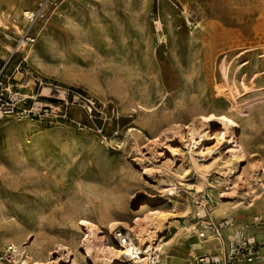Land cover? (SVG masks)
<instances>
[{
  "label": "rangeland",
  "instance_id": "374dc122",
  "mask_svg": "<svg viewBox=\"0 0 264 264\" xmlns=\"http://www.w3.org/2000/svg\"><path fill=\"white\" fill-rule=\"evenodd\" d=\"M0 10V62L11 58L13 71L26 60L28 91L39 89L49 110L0 125V253L14 245L23 262L57 241L85 264L79 220L114 247L109 221L138 245L130 228L153 214L166 220L165 242L179 234L159 250L162 264L223 256L226 244L198 236L209 222L229 220L264 245V0H7ZM25 11L37 14L32 23ZM226 83L242 114L227 113ZM224 111L236 117L243 160L231 159L220 129L197 122ZM189 127L209 133L212 156L195 151ZM192 157L208 167L205 180Z\"/></svg>",
  "mask_w": 264,
  "mask_h": 264
},
{
  "label": "built area",
  "instance_id": "2783aa9c",
  "mask_svg": "<svg viewBox=\"0 0 264 264\" xmlns=\"http://www.w3.org/2000/svg\"><path fill=\"white\" fill-rule=\"evenodd\" d=\"M36 16V13L25 14L29 23H32ZM26 41L33 42L30 38H26ZM21 44H26V42L23 41ZM10 61L11 58L0 62V125L8 120L44 119L49 110L36 103L38 98H43L39 89L28 91L33 74L26 60L20 61L13 71L9 69ZM17 75H20L19 79ZM37 85L42 87L43 82L34 79V87ZM55 92L59 93L58 90ZM206 199L203 207L204 218L207 216V211L209 212L214 205L212 197L207 196ZM233 227V223L229 220L219 223H204L198 234L199 238L205 240L211 236L221 244H226L225 254L221 256L206 252L194 258L190 264H264V245L250 237L245 229ZM230 228H232L231 234L225 243L223 236L225 231ZM112 241L116 247L123 251V258L127 261L130 260L134 264H162L157 248L149 252V247L139 248L133 238L122 231H114ZM0 264H23L19 249L14 245L8 246L3 253H0Z\"/></svg>",
  "mask_w": 264,
  "mask_h": 264
},
{
  "label": "bare ground",
  "instance_id": "6f19581e",
  "mask_svg": "<svg viewBox=\"0 0 264 264\" xmlns=\"http://www.w3.org/2000/svg\"><path fill=\"white\" fill-rule=\"evenodd\" d=\"M6 1L7 0H0V9H1L2 4L5 3ZM26 13H29V15H30L31 13H34V12L33 11H25L23 16H25ZM2 17H3V15H2L1 10H0V23L3 21ZM220 91H221V94L224 96L225 100H227L228 102L231 103V108H230L231 111H229V110L227 111L226 110L227 113L228 112H236L237 114H239V113L242 114V111L240 110V106H239L240 103L238 104V102H237V98H236V95H235V92H234V88L230 84L226 83L225 85L220 86ZM258 101L262 102V100H252L251 102L247 103V107H248V104H249V106H252L255 102H258ZM263 102H262V104H263ZM243 109H244V107H243ZM199 113L203 114L202 112H199ZM227 113H226V115L221 114V113H220L221 115H201L200 114V117L197 119V122L201 126V128L208 127V129L209 128L220 129V132L218 134H216L217 138L221 142L224 143L223 145H227V147L229 146V148L232 149L233 153H232V158L231 159H233L235 161H240L243 158L244 154H245L243 152L244 149L240 145V141L242 139H240L239 138L240 136L238 137L237 133H236L237 124L233 120L236 117L233 118L234 115H232L233 116L232 117L231 115L229 116ZM245 114H246V112H245ZM197 116H198V114H197ZM235 116H236V114H235ZM175 127H177V126H175ZM187 129L189 130L188 134L191 137V141L196 146L195 151L200 152L201 154H205V151L207 152V149L206 150L203 149L202 143H204L203 140L210 138L209 133L208 134H204L205 133L204 131H202V130L198 131V129H194V127H189ZM171 134H174V132L171 133ZM238 138L240 139V141H239ZM241 143H243V142H241ZM215 147H217V146H215ZM190 148H191V146H190ZM209 150H211V149H209ZM193 152L194 151H192V156L194 155ZM197 152L195 153L194 156H196ZM206 154H208L209 157L213 155L211 151L207 152ZM198 155H199V153H198ZM229 155H230V153H229ZM200 157H201V155H200ZM204 159H205V157H204ZM192 160H193V165H194L193 168L196 171V175L198 177H200L201 179H204L205 178L204 175L209 171L208 167H206V165L197 164L195 159H194V157H192ZM232 165H233V163H232ZM209 166L211 167V165H209ZM201 179L199 180L200 181V183H199L200 185L198 187L199 189L202 188V187L205 188L204 186L206 185V184H204L206 182L201 181ZM206 181H207V179H206ZM222 192H224V191H222ZM186 207L190 211V206L186 205ZM146 208H147V205L143 206L141 208L140 212L145 210ZM153 215L148 217V218H146L147 220H142V221L137 220V221H135V223L133 224V228L131 227L130 230L134 233L135 240H137L139 242V244H138L139 248H142V247L147 248V247H149L148 248V252L150 250H153L154 248H157L158 250H160L161 253H164L163 252V247L164 246L172 247V245H174V243L177 242L176 240H177L179 234L176 233V235H173V238H171V240H167L165 242V238L166 237L160 238V236L165 234V232H161V229H163V226H164V223H165L166 220L162 216H159V215L153 216ZM112 221L114 222V220H112ZM112 221H111V223L109 221V226L108 227L110 228V230L112 232H114V230H116L119 227V225H118V223H116V222L113 223ZM78 226L80 228H82L85 231V233H86V236L83 239V241L82 242L80 241L82 243L81 244V250H83V254L81 253V255H80L81 257L80 258L83 259L82 260L83 263L85 262V264H134L130 260L127 261L126 259L123 258L124 253H123V251L120 248L115 247V246L111 247V245L108 246V245L104 244V242H105L104 240L105 239H103L104 242L101 241L102 238H99V237L101 236L100 234L102 232H101V230H100V228L98 226L92 224L88 220H79L78 221ZM8 227H14V225L9 223L8 225L7 224L3 225V228L2 227L1 228L2 229H7ZM112 236H113V234H111L108 238H111V240H112ZM94 241H96L97 243L95 244ZM56 242L55 243H48L49 245H47L46 247L45 246H41V248H43L42 250L46 251L45 254H43V253H41L39 251V250H41V249H38V248H40V246H37L36 249H30V251L28 250V253H26V257H25V259L23 261V264H51L50 261L53 258H55V256H59L58 257L59 259H58V261H54L53 262L54 264L55 263L56 264H59V263H62V264H80L81 261L79 262V259H78V256H77V252H79L78 251V247L69 248V247H67L64 244H61V243H58V242L56 243ZM41 243H42V241H41ZM70 243L73 244L74 242H70ZM196 246L200 247L199 244H196ZM24 250H26V249L24 248ZM30 252L33 253V254H30ZM85 260H87V263H86ZM139 262H141V261H139Z\"/></svg>",
  "mask_w": 264,
  "mask_h": 264
}]
</instances>
